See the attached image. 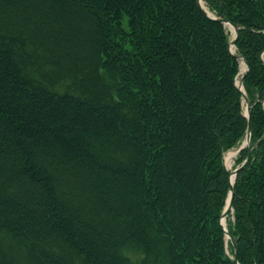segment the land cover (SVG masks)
I'll use <instances>...</instances> for the list:
<instances>
[{
	"label": "trees",
	"instance_id": "obj_1",
	"mask_svg": "<svg viewBox=\"0 0 264 264\" xmlns=\"http://www.w3.org/2000/svg\"><path fill=\"white\" fill-rule=\"evenodd\" d=\"M202 1L248 66L227 231L264 264V0ZM229 42L196 0H0V264H235Z\"/></svg>",
	"mask_w": 264,
	"mask_h": 264
},
{
	"label": "water",
	"instance_id": "obj_2",
	"mask_svg": "<svg viewBox=\"0 0 264 264\" xmlns=\"http://www.w3.org/2000/svg\"><path fill=\"white\" fill-rule=\"evenodd\" d=\"M196 1H197V4H198L200 10L202 11V13L204 14V16L206 18L213 20V21H217V22L221 23L224 27H226L227 25H230L233 28V39L229 42L228 48H229V52L232 55H234L232 48H235V42L237 39L239 28L236 25L229 23L226 19L222 18L221 16L209 13L208 10L204 9L203 6L201 5L202 0H196ZM234 57L237 60H239L241 62V64H243V67H244V69L242 71V77L237 84V88L242 92V95H243V102L246 106L244 117L247 119V130H246L245 139H244L242 145L240 146V148L238 149L237 153H239L241 150L247 149V156H246L245 160L242 162V164L240 166L234 168L232 171H228L225 168L224 159H223V166L225 168V171H226V174L228 177V182H229V194H228V198L226 200L225 208H224V210L220 216L219 224H220L222 230L224 231L226 240L229 241L233 246L234 263L238 264L236 243L233 241L230 234L228 233L224 222H225L226 217L232 212V198L234 195V183H235L236 176L243 168H245L247 163L250 161L251 153L253 150V148H252V123H251V118H250V116H251L250 108L253 105H250L248 98L246 97L245 93L243 92V85H242L243 77L245 76V74L248 71V66L240 54L234 55ZM260 103L261 104L264 103V94H263V97H262V100L260 101Z\"/></svg>",
	"mask_w": 264,
	"mask_h": 264
},
{
	"label": "rangeland",
	"instance_id": "obj_3",
	"mask_svg": "<svg viewBox=\"0 0 264 264\" xmlns=\"http://www.w3.org/2000/svg\"><path fill=\"white\" fill-rule=\"evenodd\" d=\"M203 2V1H202ZM204 3V2H203ZM204 6H205V4H204ZM206 10H207V8L206 7H204ZM226 31H227V33L229 34V40H232L233 39V32L229 29V27L227 26L226 28ZM235 51V49L233 50V52ZM243 69H244V67L242 66V64L240 63V69H239V74H238V76H237V78H236V83H238L239 82V80L241 79V76H242V71H243ZM243 104V113H245V110H246V106H245V104H244V102L242 103ZM242 143H243V141L241 142V144L239 145V147L242 145ZM239 147H237V148H235V149H231L230 151H228V152H226L225 154H224V164H225V158L227 157V155L228 154H232V157H231V160H230V162H229V164L226 166L225 165V168L228 170V171H232L234 168H236L237 167V165H236V159H237V157H238V149H239ZM234 222V217H233V210H232V212L226 217V219H225V223H226V228L230 225V224H232ZM225 240H226V238H225ZM228 241L226 240V243H227Z\"/></svg>",
	"mask_w": 264,
	"mask_h": 264
},
{
	"label": "bare ground",
	"instance_id": "obj_4",
	"mask_svg": "<svg viewBox=\"0 0 264 264\" xmlns=\"http://www.w3.org/2000/svg\"><path fill=\"white\" fill-rule=\"evenodd\" d=\"M201 5L203 6V8L205 7L204 6V3L201 1ZM205 9V8H204ZM229 27V29L233 32V28L230 26V25H227ZM226 26V27H227ZM232 50H234V48H232ZM243 66V64H242ZM231 157H232V154H228L227 157L225 158V165L227 166L231 160ZM224 224L226 225V223L224 222Z\"/></svg>",
	"mask_w": 264,
	"mask_h": 264
}]
</instances>
